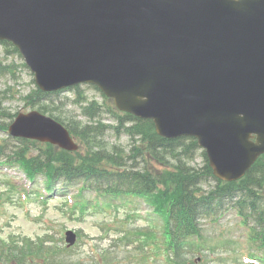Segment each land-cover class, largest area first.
<instances>
[{
    "label": "water",
    "instance_id": "95a60500",
    "mask_svg": "<svg viewBox=\"0 0 264 264\" xmlns=\"http://www.w3.org/2000/svg\"><path fill=\"white\" fill-rule=\"evenodd\" d=\"M0 38L43 89L90 81L158 133L195 135L218 176L264 152V0H0ZM33 117L19 130L40 137ZM57 128L44 139L69 147Z\"/></svg>",
    "mask_w": 264,
    "mask_h": 264
},
{
    "label": "trees",
    "instance_id": "16d2710c",
    "mask_svg": "<svg viewBox=\"0 0 264 264\" xmlns=\"http://www.w3.org/2000/svg\"><path fill=\"white\" fill-rule=\"evenodd\" d=\"M51 94L54 93H42L37 90L33 96L29 95L28 99L30 102L35 100V103L40 107L48 108V105L42 102V98L50 97ZM94 106L95 104L92 103L84 111L87 116L93 119L99 115L98 106L89 110ZM125 119L131 126L124 129L130 134L133 142L131 151L127 154L129 156L122 148L116 146H113L112 151H107V145L101 138H98V134L103 133L104 130L101 129L102 125L96 122L95 124H84L79 131L78 125L72 127V131L76 128V134L82 137L89 146L84 155L57 150L47 144L33 156L29 155V147L25 144L26 141H23L24 147H20L11 157L15 162L20 163L30 175H35L45 169L46 175L52 180L65 177L69 181H77L88 175L98 174L101 178H106L108 185L114 182L119 187L126 186L138 193L150 195L149 202L160 209L165 208L168 216L176 221L178 226L194 224L199 210L204 209L208 202L214 199V196L223 198L239 191L245 195L246 200L256 201L255 186L261 187L264 184V156L257 161L246 178L239 184H223L211 195L197 199L199 181L203 176H210L211 172L206 164L201 168L189 165L188 160H192V155L189 152L196 147L195 141L189 140L186 144L184 138L166 140L154 134L150 121L135 119L129 115ZM118 121L120 127L126 125L124 119L119 118ZM70 122L72 123V121ZM144 151H148L147 154H144ZM151 154L154 157H151ZM126 156L133 162V166L138 164L137 160L147 163V156H149L159 160L161 163L158 164L162 167L159 169L156 167L152 171L145 165L144 170H139L136 167L128 170L124 168L125 163L123 162ZM105 161L117 169L113 170L109 165L103 163ZM159 184L164 188H159ZM109 190L106 188L107 192H110ZM248 204L252 211H256L255 204L250 201Z\"/></svg>",
    "mask_w": 264,
    "mask_h": 264
},
{
    "label": "rangeland",
    "instance_id": "374dc122",
    "mask_svg": "<svg viewBox=\"0 0 264 264\" xmlns=\"http://www.w3.org/2000/svg\"><path fill=\"white\" fill-rule=\"evenodd\" d=\"M6 47L0 44V59L2 65H10L14 73L0 70V98L5 95L3 106L8 107V111L14 113L21 110L23 101L21 95L29 91L32 84V76L29 71L22 65L21 57L13 52H5ZM3 71V72H2ZM88 99L95 98L101 101L99 93L93 89L82 86ZM91 97V98H90ZM68 102L63 106V111L71 112L78 107L75 101L78 100L72 92L66 93ZM23 110V109H22ZM75 111H78L76 108ZM66 113H64L65 115ZM7 120V119H6ZM122 138L123 144L127 143V139ZM115 140L114 138H111ZM197 159V163H200ZM20 171V170H19ZM9 176H19L23 179L19 172L10 171ZM11 177L4 175L0 170V237L8 239L10 236H26L36 239L39 236H52L54 239L64 240V232L72 229L75 232L79 231L80 238L72 250L71 254L75 257H66L68 262L76 260L78 264H86L89 260L96 261L98 264H103L100 259V252H97V245H109L107 250V259L112 258V264H162V259L151 256L148 260L142 258L145 252H150V248L145 247L140 249L141 242L144 244V236L134 237L133 239L121 240V235L117 231L125 228L136 226L137 228L147 229L152 228L157 231L158 239L161 238V221L154 214H150L151 207L147 206L139 198L133 200L137 202L131 209L139 208V218L134 220H124L126 210H118L114 217L115 210L112 211H96L92 213L91 209L85 211L86 217L77 220V214L71 212L63 206L60 192L57 194L51 193V197L46 202L39 203L37 201H29L28 206L24 208L17 200V194L13 190L11 193L5 192L8 188L7 182L11 181ZM43 181L37 179L35 184L36 189L43 191ZM76 189V188H75ZM75 189L69 191L74 193ZM57 192V190H55ZM88 195V192L85 193ZM117 205H121L119 199H112ZM116 200V201H115ZM95 214V215H94ZM114 217V218H113ZM151 218V220H149ZM113 220L119 221L115 222ZM124 220L122 224L120 221ZM239 219L230 211L226 213L218 223L207 224L203 226L202 234L206 237H211L212 248H205L208 258H201L197 253L190 254L188 258L196 260V264H242L239 249L244 247L243 229L238 224ZM104 222L107 223L105 227ZM159 235V236H158ZM57 242V241H55ZM58 245L63 247L64 244L59 241ZM94 246V247H93ZM95 251H93V249ZM213 249L215 251L212 253ZM93 252V254L88 253ZM211 253V254H210ZM200 257V258H199ZM237 257V258H236Z\"/></svg>",
    "mask_w": 264,
    "mask_h": 264
}]
</instances>
